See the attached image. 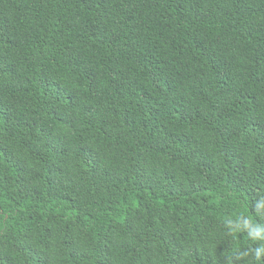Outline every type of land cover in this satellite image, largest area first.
I'll return each instance as SVG.
<instances>
[{"label":"trees","instance_id":"trees-1","mask_svg":"<svg viewBox=\"0 0 264 264\" xmlns=\"http://www.w3.org/2000/svg\"><path fill=\"white\" fill-rule=\"evenodd\" d=\"M261 196L264 0H0V264H256Z\"/></svg>","mask_w":264,"mask_h":264},{"label":"clouds","instance_id":"clouds-1","mask_svg":"<svg viewBox=\"0 0 264 264\" xmlns=\"http://www.w3.org/2000/svg\"><path fill=\"white\" fill-rule=\"evenodd\" d=\"M261 209H264V196L259 197L253 204L255 216L264 218V212ZM223 224L228 235L235 236L238 233H244L249 241L256 244L255 247H248L239 251L238 259L251 256L256 264L264 261V223L257 222L252 215L241 213L234 217L225 218ZM229 264H232L230 258Z\"/></svg>","mask_w":264,"mask_h":264}]
</instances>
